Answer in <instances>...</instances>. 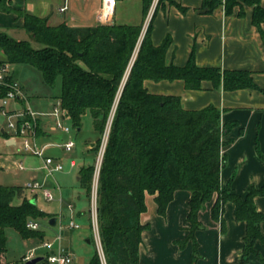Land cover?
<instances>
[{"label": "trees", "instance_id": "trees-1", "mask_svg": "<svg viewBox=\"0 0 264 264\" xmlns=\"http://www.w3.org/2000/svg\"><path fill=\"white\" fill-rule=\"evenodd\" d=\"M241 1L253 7L252 22L261 29L264 7L260 0ZM153 3L154 0H143V19L138 25L113 22L72 27L65 22L52 25L47 17L14 8L12 0H0V13L22 18L23 28L40 45L36 48L31 41H18L0 32V65H29L42 73L49 86H55L60 78L59 98L78 131L87 115L100 136L111 122L97 189V219L106 264H139V248L148 228L141 221L148 209L147 195L154 196L159 215L165 216L178 190L192 193L189 234L182 244L193 240L194 253L197 251L195 233L202 228L199 213L211 202V215L225 231L224 206L232 202L236 218L247 224L242 264L252 255L262 261L255 245L257 241L264 242V212L257 210L255 198L264 197V185H250L245 198L233 193L230 185L221 188L220 173L226 163L223 148L231 143L225 137L235 125H223L222 112L213 105L187 110L179 96L150 93L144 82L181 80L188 90H201L205 81L214 87L223 83L226 91L258 86L249 71L198 66L194 52L185 66L168 64L170 38L154 45L152 23L142 38ZM222 5L227 14L241 6L238 0H203L202 11L210 14ZM5 93L0 89V99ZM94 150L98 152L92 149L90 153ZM257 151L264 159L258 145ZM94 177L95 161L79 173L78 181L87 199ZM18 198L22 199L20 204L15 202ZM90 210L91 206L86 215L93 230ZM47 218L52 217L36 202L24 198L21 187L0 186V264H19L7 261V229L16 230L24 239H42L43 233L30 229L28 223ZM89 264H102L99 252Z\"/></svg>", "mask_w": 264, "mask_h": 264}, {"label": "crops", "instance_id": "crops-1", "mask_svg": "<svg viewBox=\"0 0 264 264\" xmlns=\"http://www.w3.org/2000/svg\"><path fill=\"white\" fill-rule=\"evenodd\" d=\"M52 2L55 3L58 14L67 13L64 17H58L60 21L57 24L65 22L72 27H81L101 23L99 15L102 0H12V5L18 10H27L46 18ZM65 4L68 8L61 13L60 9ZM260 4L264 7V0H260ZM202 5L203 0H171L165 5L154 3L144 23V27L147 19L152 23V42L159 46L166 38H170L166 54L168 64L185 66L194 52L196 63L200 67L251 72L258 89L226 91L223 83L214 87L211 82L205 81L201 90H188L181 80H146L144 86L153 94L179 96L182 106L187 110H201L213 105L222 112L223 125H235L225 137V140H231V143L223 148L226 163L220 173V182L221 188L230 185L233 193L245 198L250 185L257 188L264 185V159L257 151L258 145L264 156V24L261 29L253 24V7L250 6L243 5L242 8H235L233 13L227 14L222 5L209 14L202 11ZM241 9L242 15L239 14ZM0 23L4 25V29L23 28L24 21L15 14L0 13ZM144 27L142 38L146 32ZM13 77L18 80L16 73H13ZM22 87L25 91V87ZM40 123V138L54 146L65 141L60 134H67L51 130V118L41 117ZM8 136L5 135L7 146L17 147L15 141L7 138ZM3 168L0 165V169ZM191 196L192 193L188 190H178L167 208L166 215L161 216L157 211L154 196L147 195L148 209L141 216V221L148 225V228L143 232L139 264H242L247 224L236 218L232 202H227L224 206L225 231L222 230L221 222L211 215V202L199 213L202 228L195 233L197 251L194 253L193 240L181 243L189 234ZM18 199L17 204H20L22 199ZM215 199L216 196L214 201ZM255 204L258 211L264 212V197H256ZM46 213L50 217H56ZM81 215L86 214L83 211ZM62 217L60 223L65 219V215ZM56 218L58 225V217ZM261 232L264 236V223L261 224ZM255 247L263 260L252 255L245 264H264V242L257 241ZM26 254L22 253L20 260L15 263H22ZM72 256L74 258L73 253ZM90 260L86 264H89Z\"/></svg>", "mask_w": 264, "mask_h": 264}, {"label": "rangeland", "instance_id": "rangeland-1", "mask_svg": "<svg viewBox=\"0 0 264 264\" xmlns=\"http://www.w3.org/2000/svg\"><path fill=\"white\" fill-rule=\"evenodd\" d=\"M72 1L74 2L76 0ZM238 1H240L242 7L245 5L243 1ZM169 2H171V0H158L157 4L160 3V5H165V3ZM241 6H237L236 8L239 9ZM142 7L143 0L118 1L116 3L112 23L116 20L118 24H141L143 19ZM56 8L54 2L49 5L47 17H50L49 22L52 25L57 24L60 21L58 17H64L67 14H58ZM149 21L150 20L147 19L144 27L145 30L148 28ZM3 27L4 25L0 23V32H3L16 40L31 41L34 47H40V45L34 42L31 36L23 28L17 27L4 29ZM138 50L139 46L135 52L130 67L133 64ZM1 58H3V56L0 54V59ZM11 68L13 73H16V77L21 85L25 87V93L30 108L35 112L50 111L55 99L60 96L61 79L59 78L57 80L55 86H49L44 81L42 73L29 65H11ZM2 105L3 99H0V165L4 167L3 169H0V186L21 187L22 196L24 198L30 200L29 197H31L32 201L33 199L35 200L36 205L40 210L49 212L58 217V225L56 226H50L49 219H40L38 221L39 229L36 231L43 233L42 239H24L16 230L7 229L8 243L6 255L8 262H18L22 253H27L32 249H36L37 256H44L47 254L48 250L44 249L41 245L44 242H54L55 246L66 248L74 254V264H86L96 254L98 244L94 230H91L89 226L90 218H88V215L82 216L81 212L84 211V213L87 214L91 206L96 182L99 177L96 169L99 165L102 144L108 133L111 122L104 135L100 136L95 133L94 123L90 115L84 117L81 131H78L73 126V123L69 121L68 125L71 128L70 136L75 139L76 147L71 151L66 152L59 145L60 143H56L58 146L46 150V156L60 158L59 160L64 165L63 171L53 172V174L50 175L46 170L42 158L23 153L19 146H7L5 143V135H12L13 130L8 126L9 119L2 113ZM22 109L23 105L16 103L14 100L8 101L7 110L20 111ZM13 122H16L15 117H13ZM60 137L64 140L69 138V136L63 134H60ZM7 138H9V136ZM38 142L40 145L47 144V141L43 138H39ZM92 149H98V152H95L94 150V152L90 153ZM72 160L76 162L75 166H71ZM93 161H95V177L90 198L87 199L86 191L79 184L78 178L81 168ZM20 165L23 166V169L17 168ZM31 180L40 182L45 189L52 191L55 199L47 201L40 195L35 196L31 192L24 190L23 187L25 184ZM15 202H19V199H16ZM62 215H65V219L60 223ZM71 221L79 224L80 228H69V223ZM60 236L61 241L58 240V237Z\"/></svg>", "mask_w": 264, "mask_h": 264}, {"label": "built area", "instance_id": "built-area-1", "mask_svg": "<svg viewBox=\"0 0 264 264\" xmlns=\"http://www.w3.org/2000/svg\"><path fill=\"white\" fill-rule=\"evenodd\" d=\"M158 0H154V3H157ZM116 0H102V9L99 15V21L101 24H111L112 18L115 13ZM67 5L65 4L60 12L63 13L67 10ZM0 89H5L6 93L1 98L3 99L2 113L9 119V128L13 130V134L9 135L10 139H13L17 146L23 151V153L31 154L37 157H40L44 160V164L48 174L52 175L53 172L63 171L64 165L63 163L54 158L53 156H46L45 152L50 147L54 146V144H44L40 145L38 139L40 138V132L42 131V125L40 123L41 117H49L52 119L53 123L51 125V130L59 131L69 135V138L59 145L66 151L69 152L76 146V141L73 139L71 135V128L68 125V122L71 121V117L68 111L62 106V101L59 97H57L52 104V108L47 113H39L33 111L29 106V101L26 96V93L21 85V83L13 77V71L11 68V64L3 63L0 65ZM14 100L16 103L23 105L22 110H7L8 101ZM14 113V114H12ZM13 117L16 118V122H13ZM108 139V133L104 138V142L102 144L101 155L99 160V165L97 167V173L100 172V167L103 159V155L105 152L106 144ZM71 166H75V161H71ZM18 169H23V166L17 167ZM97 185L98 180L96 182L95 193L93 194L91 201V220L92 227L97 239L98 250L102 259L103 264H106L99 227H98V219H97ZM24 190L31 192L33 195H40L47 201H52L55 199V196L52 191L44 188L43 184L36 180H31L27 182L24 186ZM72 210V209H71ZM61 218H63L61 216ZM28 227L33 230L39 229L38 222H29ZM69 228L71 229H79L80 225L71 221L69 223ZM58 240L61 241V236L58 237ZM44 249L48 250L47 254L44 256V260L48 264H73L74 258L72 253L67 251L65 248L61 246H55L54 242H44L41 245ZM39 256L36 255V249H32L27 252V254L23 257L22 263L27 264V262L37 258Z\"/></svg>", "mask_w": 264, "mask_h": 264}, {"label": "water", "instance_id": "water-1", "mask_svg": "<svg viewBox=\"0 0 264 264\" xmlns=\"http://www.w3.org/2000/svg\"><path fill=\"white\" fill-rule=\"evenodd\" d=\"M108 133H109V129H108ZM32 202H35V200H33ZM56 224H57V218L56 217H52L49 219V225L50 226H56ZM42 261H44V257H37V258H34L33 260L27 262V264H39Z\"/></svg>", "mask_w": 264, "mask_h": 264}]
</instances>
